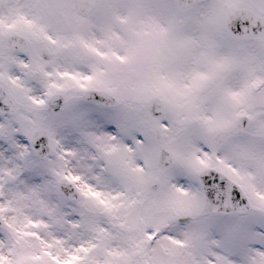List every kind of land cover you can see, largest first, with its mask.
<instances>
[{
    "label": "snow or ice",
    "instance_id": "1",
    "mask_svg": "<svg viewBox=\"0 0 264 264\" xmlns=\"http://www.w3.org/2000/svg\"><path fill=\"white\" fill-rule=\"evenodd\" d=\"M0 264H264V0H0Z\"/></svg>",
    "mask_w": 264,
    "mask_h": 264
}]
</instances>
